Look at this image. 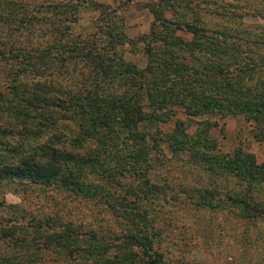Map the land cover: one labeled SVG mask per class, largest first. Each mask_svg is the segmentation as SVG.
Returning <instances> with one entry per match:
<instances>
[{
    "label": "trees",
    "instance_id": "obj_1",
    "mask_svg": "<svg viewBox=\"0 0 264 264\" xmlns=\"http://www.w3.org/2000/svg\"><path fill=\"white\" fill-rule=\"evenodd\" d=\"M0 4V60L8 78L7 85H0V114L5 119L0 124V183L24 180L61 189L71 199L90 200L99 190L88 179L89 173L126 186L122 179L138 174L150 152L164 163L162 142L168 144L172 156L186 150L198 165L241 176L250 188L264 182V160L258 162L240 146L231 154L211 151L217 140L210 131L218 123L196 119L206 113L222 118L244 113L256 122L255 138L264 140V91L240 88L244 73L230 74L236 53L224 51L231 47L223 48L218 35L189 23L192 37H175L172 30L181 28L180 24L150 7L154 19L141 37L149 59L141 68L124 58L121 46L129 39L123 16L105 3H95L101 17L97 29L84 36L71 30L78 8L72 1L41 2L37 7L24 0H0ZM156 42L159 47L154 46ZM186 46L185 52L197 50L205 56L207 62L199 70L194 56L185 57ZM223 62L227 63L224 67ZM242 68L233 66V70ZM68 76L75 80L67 81ZM176 105L183 108L184 118L164 130L160 124L175 116ZM144 120L158 126L142 133L138 129ZM65 122L76 124L77 129L64 130ZM202 190L213 200V191ZM229 198L244 215L264 218V205L259 202H250L238 192ZM133 209L146 220V210ZM130 221L137 223L134 216ZM32 228L39 245L83 263L165 264L155 247V236L146 234L153 228L146 222L143 231L126 235L137 251L129 243H119L117 235L107 239L90 229L84 231L61 214L37 219ZM20 232L26 230L15 229L16 234ZM15 233L9 230L6 236L15 237ZM111 247L117 248L112 259L105 256Z\"/></svg>",
    "mask_w": 264,
    "mask_h": 264
},
{
    "label": "rangeland",
    "instance_id": "obj_2",
    "mask_svg": "<svg viewBox=\"0 0 264 264\" xmlns=\"http://www.w3.org/2000/svg\"><path fill=\"white\" fill-rule=\"evenodd\" d=\"M24 1L32 7H37L41 2H67ZM68 1L77 3L71 30L73 34L81 36L97 29L101 8L95 7L96 2L105 3L111 9L116 8L117 13L123 16V30L129 39L121 46V52L128 62L141 68L149 59L141 37L149 32L154 19L150 7L163 11V15L180 24L181 28L172 30L175 37L189 40L192 37L188 31L189 23L205 28L210 34L218 35V43L223 48L231 47L224 51L236 53L230 62V74L238 71L244 73L240 88L264 91V64L261 62L264 60V0ZM239 38L245 40L240 41ZM154 46L159 47L160 43L156 42ZM188 49L186 46L183 52ZM194 51L185 52L184 55L188 59L194 56L196 61V55H199L200 63L193 60L195 68L199 67V70L206 59L197 50ZM226 64L221 63L223 67ZM234 65L243 68L233 70ZM4 66L0 60V85L3 86L8 83ZM74 80L69 76L67 78V81ZM175 107V116L160 124L164 130L170 129L176 119L184 118L183 108L179 105ZM202 118L218 123L210 131L217 140V146L211 151L231 154L240 146L253 153L258 162L264 160V140H258L253 135L254 119H247L244 113L229 114L223 118L212 113L196 117ZM4 123L5 119L0 114V124ZM75 125L65 122L61 127L74 131L77 129ZM156 126L158 124L155 122L144 120L138 130L146 133ZM161 148L166 156L164 163L158 161L156 153L150 152L146 164L139 171L146 170L143 178H138L139 173L127 174L122 179L127 182L126 186H117L111 180L110 183L103 180L105 176L89 173L88 179L96 182L99 190V195L90 200L83 196L71 199L61 189L24 180L0 183V264H96L83 263L84 260L74 259L66 253L45 249L38 244V240H33L32 227L37 219L55 214L78 223L84 231L90 229L96 235L103 234L107 239L117 235V241L129 243L132 251H137V248L126 235L138 233V229L143 231V222H146L153 227L146 234L155 236V247L162 253L165 264H264V218L248 217L234 202H229L230 195L238 192L250 202L264 205V182L250 188L248 180L241 176L198 165L189 159L186 150L172 156L166 142L161 143ZM146 178L147 183L144 182ZM203 188L214 192L213 200L205 196ZM146 189H150L149 192L146 193ZM133 207L146 210V220H143L145 216L136 215ZM133 216L137 223L130 221ZM19 227L26 232L16 234L15 229ZM9 230L15 233V237L6 236ZM153 231L156 235L151 234ZM116 252L117 248L111 247L105 256L112 259Z\"/></svg>",
    "mask_w": 264,
    "mask_h": 264
}]
</instances>
